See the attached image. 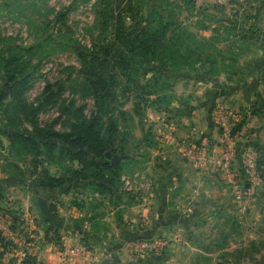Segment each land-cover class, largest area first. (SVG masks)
<instances>
[{"label": "rangeland", "instance_id": "rangeland-1", "mask_svg": "<svg viewBox=\"0 0 264 264\" xmlns=\"http://www.w3.org/2000/svg\"><path fill=\"white\" fill-rule=\"evenodd\" d=\"M98 2L0 0V57L7 58L13 50L15 55L19 53L22 56L8 68L9 71L0 66V95L7 93L3 104L9 110L5 115L0 107V196L16 203L21 196L34 195L32 204L39 214L42 212L39 204L42 199H37L25 180H32L34 175L37 177L40 168L34 174L33 153L24 145L15 143L11 133L16 130L34 131L35 124L69 131L75 109L82 107L90 117L98 110L93 93L95 90L102 92L105 100L111 103L114 116L128 112L126 121L120 118L119 123L122 136L127 133L126 149L129 151L127 155H121L124 156L121 161L134 154L138 157L123 163L122 171L127 178L136 179L138 183H148L157 174L161 193L173 175L186 166L187 159L190 162L186 148L180 146V140L174 144L173 137L189 124L192 109L201 106L203 100L211 103L213 109L218 107L219 95H227L231 90L232 78L237 71L248 69L249 58L264 56V0H108L105 7V16L110 19L108 25L99 16L102 6ZM119 11H122L126 26L133 34L140 33L147 26L146 19L155 16L157 20L158 12H163L173 23L167 38L176 49V64L169 66L167 63L161 71L158 62L151 63L155 68H147L141 52L131 54L119 43L115 44L112 26L115 12ZM60 13L65 15L58 21ZM113 43V53L119 57L105 59V48ZM12 76L18 82L28 78L27 88L21 96L25 108L18 113L14 112L18 103L12 97L11 87H15ZM47 86L51 87V92L45 91ZM128 86L132 90L128 89L126 93ZM154 89L162 91V100L156 104L151 102L156 97H136ZM167 99L169 103H166ZM133 100L140 103L136 109ZM103 120L107 121L106 118ZM200 142L194 144L199 145ZM66 166L70 164H59L57 168L61 170ZM57 168L50 167L52 173ZM224 179L233 198L231 185L227 178ZM239 179L246 182L243 176ZM5 180H9V184ZM122 181L124 184L121 186L124 187L125 179ZM73 196L82 199L86 198V193L77 189ZM120 198L126 201V206L116 212L117 219H122L124 210L134 204L128 196ZM121 199L114 200L122 202ZM228 204L232 209L239 205L231 201ZM176 212L168 211L167 216L179 221L181 215ZM127 214L130 219L129 212ZM218 214L213 215L208 225L199 219L200 215L193 221L197 224V231L191 236L193 244L212 255L182 252L187 264H264L263 216L259 212L247 214L253 223V227L247 230V226L238 223L235 213ZM160 227L159 234L155 233L152 223L145 224L142 230L144 236L168 240L155 253L162 257L170 247L171 238L164 233L162 225ZM251 234H254L252 239L248 237ZM222 248L229 249L216 253ZM146 260L144 264L156 261Z\"/></svg>", "mask_w": 264, "mask_h": 264}, {"label": "crops", "instance_id": "crops-1", "mask_svg": "<svg viewBox=\"0 0 264 264\" xmlns=\"http://www.w3.org/2000/svg\"><path fill=\"white\" fill-rule=\"evenodd\" d=\"M247 64L248 69L237 71L232 78V88L228 94L219 95L218 107L214 106L213 109L212 104L206 100L197 108L191 107L193 111L189 124L173 137L174 144L176 140H180V146L186 148V153L188 148L194 147L197 145L194 143L200 141L208 143L216 153L227 146L232 147L236 154L233 168L238 177H242L245 172L243 158L247 148L256 150L254 147L256 142L264 147V117L252 115L249 111L254 101L264 99V56L249 58ZM244 115H247V122L242 131L231 135L232 123L242 119ZM191 163L187 159L186 166L173 175L161 193L157 184V174L154 179L149 180V184L138 183L135 180L131 189L124 185L125 191L134 195L132 202L134 204H130L131 206L124 210L125 213L122 211L124 213L122 219L115 218V215L126 206V203L113 206L109 204L108 197H103L104 203L95 211L103 213L104 217L94 229L84 219L81 227L71 231L73 219L86 217L85 210L71 204L73 193L48 192L38 196L37 199L45 201L40 200L39 203L41 214L32 204L34 195L21 196L22 198H19L21 200L14 203L5 200L0 193V222L12 231L9 235L0 225V234L5 238L2 241H10L6 247L3 244L5 242L2 243L0 239V264H20L26 255L36 257L43 264H87L78 257L68 260L64 256L76 245L83 246L95 255V260L91 264H144L147 258L150 261L155 259L154 264H159V261L160 264H187L186 257L183 256L185 254L182 255V252L186 254L191 252L192 255L203 253L201 256L212 255L198 249L192 242L191 236L197 231V224L193 221L198 215L199 219L205 220L208 225L215 214L235 213L238 215V223L247 226L249 230L253 223H250L251 220L246 215L259 212L263 216L264 225V176L256 182L258 192L256 197L232 209L228 203L236 202L230 197L229 184L221 170L211 165L200 168ZM124 177L127 176L124 175L122 178ZM5 181L7 184L10 182ZM63 196L64 198H61ZM168 211L171 213L177 211L181 219L176 221L167 216ZM11 212L16 214L15 222L10 216ZM127 212L130 219L127 218ZM46 217L51 221H47ZM149 223L156 228L157 234L162 225L164 233L171 238L170 247L162 257L156 256L155 253L144 254L131 244L135 237L144 234L142 228ZM174 225L175 228H172ZM248 237L252 239L254 234ZM228 249L222 248L216 253Z\"/></svg>", "mask_w": 264, "mask_h": 264}, {"label": "trees", "instance_id": "trees-1", "mask_svg": "<svg viewBox=\"0 0 264 264\" xmlns=\"http://www.w3.org/2000/svg\"><path fill=\"white\" fill-rule=\"evenodd\" d=\"M107 1L108 0H99L98 2V5H100V7L102 6L99 16L103 23H106V25L110 23V19L107 20V13L105 12ZM190 1L193 2L195 0ZM64 15V13L58 14L57 20H61ZM113 19L114 24L112 22V27L114 28V43H119L123 48H125V50L128 51V53L134 54L137 51L141 52V55L144 58L143 62L147 68H155L151 63L158 62L159 65H161L159 66V71H161L164 67H166L167 63L169 66L176 64L178 57L176 49H174V46H172L171 42L167 38L169 28L173 23L166 19L163 12H158L157 20L155 16L146 19L145 22L147 23V26H145L141 32L137 34H133L128 30L122 11L117 13L115 12V18ZM154 23L157 25H153ZM189 36L192 35L189 34ZM43 37L44 35L39 38ZM114 43L105 48L106 51L103 53L105 59L112 56L117 58L119 57V55L116 56V53H113L112 46H114ZM32 48L33 47H30L29 50H32ZM21 57L22 56H19V53L18 55H15L13 50L7 58L0 57V66L9 71L8 68H10V66H14V63L19 61ZM210 64L214 63L210 62ZM2 67H0V69ZM13 79L14 80L11 81H15L16 78L14 77ZM156 83L158 84V81H156ZM27 84L28 78H25L20 82L15 81V87H11L13 90L12 97H14V101H17L18 103L14 106L16 110L14 112L16 113L20 110L24 111L23 108H25V104L22 102L21 96L27 88ZM91 85L92 84L90 83V87L93 90L94 87L92 88ZM17 87L19 88L18 90H16ZM128 89L132 90L131 87L128 86L125 88L126 93L129 92ZM145 89L142 90L145 91ZM134 90L140 93L138 88H135ZM45 91L51 92V87L47 86ZM160 93H162L160 89H154L142 92V94H137L136 97L140 99H143L145 96L149 99L151 97H156L151 100L153 104H156L162 100ZM93 94L96 98L98 110L92 113L90 117H87L82 107L76 108L72 113L74 121L71 123V129L69 131H59L52 126L41 127L35 124L34 131L22 132L16 130L15 133H11L10 135V137L15 140V143L24 145L33 153V161L35 162L34 174H37L36 172H38V169L40 168V172H38L37 177L34 175L32 180H25V184L32 190V192L35 193V195L40 196L48 192H54V194L74 193L77 189L82 190V193H86V198L79 199L74 197L71 201L72 205L86 211L85 218L73 219L70 226L71 231L81 227L84 219L91 224L92 229L96 228V226L100 224V219L104 216L103 213L95 211V209L99 208L104 203L103 197H108L109 204L113 206L126 203V201L120 197L128 196L132 202L134 199V195L125 191L124 187L121 186L124 184L122 177L125 175L122 168L124 165L123 163L131 160L133 157H138V154H134L130 156V158L126 157L116 166L112 164L111 158L106 155L107 152L120 155H127L129 152L126 149L128 143L126 137L127 133L125 132L124 137L122 136L123 132H121V125L119 124L120 118H124L123 120H125V115L128 112H120L121 114H118V117L117 115L114 116L111 112V103L105 100V94L102 92L97 93L96 90ZM6 95L7 93H2L0 95V107L5 115L9 114V110L6 107L7 105L3 104ZM49 98L50 96L47 97L46 100ZM133 101L134 109L140 106L138 101ZM166 103H169V99H167ZM131 110L134 111L133 109ZM249 111L252 115L264 117V99L254 101ZM103 118H106L107 121L103 120ZM246 119L247 115H244L242 119L233 122L234 124L231 127V135H236L242 131L247 122ZM11 120L9 117L10 122ZM254 147L259 153V169L262 171L261 175L263 177L264 147L257 142ZM134 150L136 151L135 153L138 152L137 147ZM131 151L132 150H130V152ZM63 163L70 164V166H66L65 168H61V170H59L57 166ZM50 167H56L57 169L52 173L53 170L50 169ZM243 177L246 179L245 172ZM115 198H119L123 201L117 202L114 200ZM10 216L15 222V212H11ZM48 220L51 221L47 218V221ZM145 237L147 236L142 235L135 237L134 240ZM151 237L152 236L147 238ZM0 239L2 241V239L5 238L0 234ZM3 242H5V240L2 241V243ZM3 244L7 247L10 244V241L6 240ZM26 256L27 257L24 258L20 264H43L40 263L34 256Z\"/></svg>", "mask_w": 264, "mask_h": 264}, {"label": "built area", "instance_id": "built-area-1", "mask_svg": "<svg viewBox=\"0 0 264 264\" xmlns=\"http://www.w3.org/2000/svg\"><path fill=\"white\" fill-rule=\"evenodd\" d=\"M243 162L246 174V182L242 183L237 173L233 168L235 158V150L232 147H225L220 152L216 153L208 143H200L194 147L187 149V157L190 162L196 164L200 168L207 166H214L221 170L224 177L227 178L231 185V193L234 200L244 205L246 202L252 200L257 194L256 182L262 178V171L259 169V154L258 151L247 148ZM125 187L132 188V184L136 179L124 177ZM149 184V182H148ZM5 231L11 235L12 231L0 222ZM168 240L166 238L153 236L151 238H141L132 241L131 244L134 248L140 250L142 253H156L159 249L166 245ZM68 260H73L78 257L84 263L91 264L95 260V255L87 251L81 245H76L69 249L65 255Z\"/></svg>", "mask_w": 264, "mask_h": 264}, {"label": "water", "instance_id": "water-1", "mask_svg": "<svg viewBox=\"0 0 264 264\" xmlns=\"http://www.w3.org/2000/svg\"><path fill=\"white\" fill-rule=\"evenodd\" d=\"M106 155H107V157L112 158V164L114 166L117 165V163L124 158V156H121V155H114L113 156L111 152H107Z\"/></svg>", "mask_w": 264, "mask_h": 264}]
</instances>
